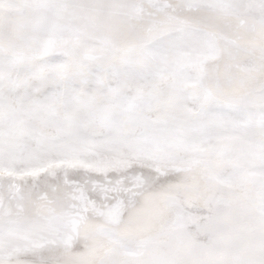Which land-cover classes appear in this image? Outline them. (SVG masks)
<instances>
[{
	"label": "snow or ice",
	"instance_id": "1",
	"mask_svg": "<svg viewBox=\"0 0 264 264\" xmlns=\"http://www.w3.org/2000/svg\"><path fill=\"white\" fill-rule=\"evenodd\" d=\"M0 264H264V0H0Z\"/></svg>",
	"mask_w": 264,
	"mask_h": 264
}]
</instances>
